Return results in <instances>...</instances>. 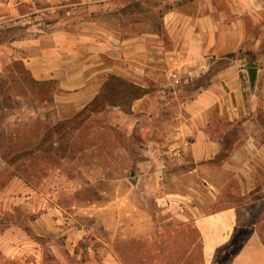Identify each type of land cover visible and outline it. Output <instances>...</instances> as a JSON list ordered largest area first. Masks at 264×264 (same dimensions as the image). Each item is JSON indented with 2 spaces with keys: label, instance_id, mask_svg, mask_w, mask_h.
Here are the masks:
<instances>
[{
  "label": "crops",
  "instance_id": "1",
  "mask_svg": "<svg viewBox=\"0 0 264 264\" xmlns=\"http://www.w3.org/2000/svg\"><path fill=\"white\" fill-rule=\"evenodd\" d=\"M155 1L159 28L147 18H125L134 0H0V72L1 58L20 60L35 82L57 83V102L79 109L94 103L111 78L129 83L140 94L108 114L113 121L133 116L128 134L134 150L144 152L142 169L155 168L151 177L169 181L170 156L190 165L185 175L209 185L216 198V169L243 183L256 161L264 167V0ZM14 188L0 190V264H42L40 242L26 224L36 231L48 219L52 229L56 209L38 193ZM171 197L191 198L169 193L162 200ZM168 200L165 213L175 202ZM186 207L174 212L184 223L192 212L204 264H219L217 253L227 254L243 231L229 264H264V209L236 205L196 216L197 208ZM32 255L36 263L28 261Z\"/></svg>",
  "mask_w": 264,
  "mask_h": 264
},
{
  "label": "rangeland",
  "instance_id": "2",
  "mask_svg": "<svg viewBox=\"0 0 264 264\" xmlns=\"http://www.w3.org/2000/svg\"><path fill=\"white\" fill-rule=\"evenodd\" d=\"M157 5L155 0H134L122 14L126 19L147 18L159 28ZM1 63L0 190L15 186L17 191L36 192L56 209L52 229L48 219L36 231L26 224L40 242L42 264H202L190 207L197 208L196 216L236 205L255 213L264 209V167L259 160L243 183L216 169V198L209 185L185 175L190 165L179 166L170 156L169 181L151 177L155 168L142 169L144 152L134 150L133 135L128 134L133 116L121 114L113 121L108 114L111 106L129 107V83L110 79L94 103L79 109L57 102V83L35 82L20 60L3 57ZM185 158L191 159L188 153ZM169 193L191 198H168L175 202L165 213L169 200L162 199ZM185 205L190 215L186 223L174 212ZM245 236L243 231L234 249ZM38 259L32 255L28 261Z\"/></svg>",
  "mask_w": 264,
  "mask_h": 264
},
{
  "label": "trees",
  "instance_id": "3",
  "mask_svg": "<svg viewBox=\"0 0 264 264\" xmlns=\"http://www.w3.org/2000/svg\"><path fill=\"white\" fill-rule=\"evenodd\" d=\"M111 79H115V78H111ZM37 83H39V82H37ZM42 83L45 84L46 82H42ZM133 94L137 96L140 94V91L133 89ZM193 228L196 231L198 238H199V234H198L196 228L195 227H193ZM234 246H235V243L231 247L228 248V251L230 250V252L227 253V255L225 256L226 259L223 260L222 262H220V260L222 259V255L225 252V250L220 251L219 254L217 253V258L219 257V264H229L236 257V255L239 253L240 249L238 246H237V248L235 247V249H234ZM184 264H188L187 261H185ZM202 264H204L203 257H202Z\"/></svg>",
  "mask_w": 264,
  "mask_h": 264
},
{
  "label": "water",
  "instance_id": "4",
  "mask_svg": "<svg viewBox=\"0 0 264 264\" xmlns=\"http://www.w3.org/2000/svg\"><path fill=\"white\" fill-rule=\"evenodd\" d=\"M248 73H249V80H250L251 88L254 89L256 77H257V69H251L248 71Z\"/></svg>",
  "mask_w": 264,
  "mask_h": 264
}]
</instances>
